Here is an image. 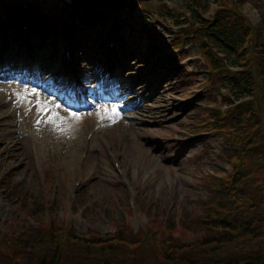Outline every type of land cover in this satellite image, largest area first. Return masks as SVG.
I'll return each instance as SVG.
<instances>
[{"label": "rangeland", "instance_id": "1", "mask_svg": "<svg viewBox=\"0 0 264 264\" xmlns=\"http://www.w3.org/2000/svg\"><path fill=\"white\" fill-rule=\"evenodd\" d=\"M25 3L45 14L50 24L41 33L62 53L51 23L66 31L77 22L72 1L0 0L2 21L23 22ZM105 4V22L97 24L93 12L77 14L91 22L89 36L79 39L83 52L70 53L86 56L66 68L48 54L49 43L22 48L18 39L32 36L28 30L13 33L9 20L0 29V48L7 44L0 60L14 57L28 69L0 71V148L12 139L14 151L35 149L0 157V263L7 249L23 248L31 262L56 256L58 264H101L91 254L102 245L118 249L115 264L264 261V0ZM213 19L242 39L234 53L204 41ZM85 40L97 43H89L91 56ZM149 45L160 51L149 55ZM55 68L70 69L69 78ZM242 72L252 79L253 97L229 104L224 77ZM112 78L119 86L109 96ZM122 166L130 169L126 182ZM217 238L228 242H210Z\"/></svg>", "mask_w": 264, "mask_h": 264}, {"label": "trees", "instance_id": "2", "mask_svg": "<svg viewBox=\"0 0 264 264\" xmlns=\"http://www.w3.org/2000/svg\"><path fill=\"white\" fill-rule=\"evenodd\" d=\"M72 1V6H73V11L71 12V16L75 17L72 18L70 17L72 20H77V21H84L86 18H84V16H80L77 17V14L79 12H82L85 16L88 14H90L91 12H93L96 17H98V21L101 20V18L104 16L103 15V10L104 7L106 6L105 4V0H71ZM102 2H104L102 5H100ZM122 8V3L119 6V9ZM21 11L23 12V17L24 20L23 22H20L18 20V23L15 22V20H13V18L11 19L10 16H8L7 18H5L3 21L2 19L4 17L0 18V29H2L4 26L7 25L6 20L8 21V28L7 29H12L13 33H15V30H18L19 32L23 31V27L26 28V30H28V32H31L34 34H37L36 36H28L29 41L30 42H36L38 43V47L41 46V42L42 40H44V36L41 32H44L45 29H48L49 24L46 21V17L45 14L41 15V11L37 12V8L35 6H31L29 3H25L23 4V7L21 9ZM64 12H66L64 10ZM70 13V12H67ZM193 20L197 17V15H195L193 12ZM7 16V15H6ZM68 17V16H67ZM75 20V21H76ZM46 21V22H45ZM45 22V27L43 28L42 25ZM38 23V24H37ZM52 23H54V21H52ZM51 23V24H52ZM77 23V22H76ZM32 24V25H31ZM40 25V27L38 26ZM75 25V23L73 22V25L70 24L68 26V29L73 27ZM35 27H38L35 31ZM55 25H53L54 27ZM15 27V28H14ZM23 28V29H22ZM32 28V29H31ZM202 29V28H201ZM199 29V31L201 30ZM206 29V33H202V37L204 39V41H206L207 43H210L211 46L215 47L218 51L221 50L222 52H224V54H230L231 52L234 53V51H236L242 43V39L237 35L238 33H236L234 30H232V27L226 24H223L222 21L220 19H213V21L210 24H207V26L205 27ZM33 30V31H32ZM45 33V32H44ZM35 41H31V39H35ZM105 41V39H103ZM103 41V42H104ZM153 41V40H152ZM150 43V42H149ZM156 45H158L157 43H155ZM151 45H149L148 47H150ZM158 47V46H157ZM157 47H154L153 49L150 47L148 50V54L155 56L157 54L158 51H160L159 49H157ZM148 49V48H147ZM261 57H264V50L261 51ZM154 58V57H153ZM231 61H234L233 59H231ZM235 65H237V63H235ZM264 72V71H263ZM225 80H223V83L225 85V87L227 89H229V91L232 93V98H227V102L229 104L235 103V101H240V99H243L244 97H253V82L252 79L250 77H248L246 74L242 73H231L228 74L224 77ZM244 103V102H243ZM243 105V104H242ZM248 113H251L250 109H247ZM217 226L222 227L227 229L229 227L228 223L225 224L224 221H219V223H217ZM224 238H217V239H213L210 242H219V243H227L228 241H223ZM107 247H105L104 245H102V247H100L97 251L93 252V254H91V256L95 255L96 257L99 256L102 260H101V264H115V259L116 256L118 255V249H110L111 246L106 245ZM56 252H58V249H56ZM60 253L58 252V255ZM58 258V257H57ZM56 257L54 259V256L50 259V260H58ZM69 261V260H67ZM55 262V261H53ZM221 264H225L226 262H220ZM236 264H264V261H262V258L259 257H252V256H246L245 258H243L242 260H236L235 261ZM69 264V263H67Z\"/></svg>", "mask_w": 264, "mask_h": 264}, {"label": "bare ground", "instance_id": "3", "mask_svg": "<svg viewBox=\"0 0 264 264\" xmlns=\"http://www.w3.org/2000/svg\"><path fill=\"white\" fill-rule=\"evenodd\" d=\"M103 11H106V10H103ZM101 22H105V16H103L101 18V20H99V21L97 20L96 23L99 24ZM90 23L91 22L87 21V19H85L84 21H80L79 20V21H77V23H75V25L73 27H71L69 29H68V27L67 28L65 27V30L66 31H64L63 29H61V27L58 28V25H57V23L55 21H54V23H52V25H55V26H54V28L50 29V32L51 33H56V31H57L58 32L57 33L58 34L57 40H60V39L63 38V42H64V43L61 42L62 43L61 46L63 47L62 53H59V47H58V45L57 46H53V48H49V52L53 55V58L55 59V64L59 63L60 60H62V62L60 64L62 65L63 68H66L70 64V61L74 60V58H77L80 55V54L77 55V53H73L74 54L73 55L70 52H71L72 49H75V50L78 51L79 48H82V47H80L81 43L79 42L80 41L79 39H82L81 38L82 37V34H83L84 37H87L88 36V28L90 27ZM84 26H85V29H82L81 30V27H84ZM100 38L102 39L103 37L100 36ZM70 40L74 42V45L71 44ZM85 42H87V43H85V49H86L87 52H90V56H91L92 53H94L93 52L94 47L93 46H90L89 43L90 44L91 43L97 44V43L96 42H93L92 40L91 41H86L85 40ZM33 46L38 47L39 45H38V43L35 42V44H33ZM26 47H27V45H26ZM79 51L80 52H83L84 50L83 49L82 50L80 49ZM124 52L125 51H122V53H124ZM85 56H86V54L85 53H82L79 58H83ZM71 57H72V59H71ZM87 59L88 58H84L85 63H88V60ZM68 60H69V62H68ZM111 68H113V65H112ZM58 69L55 68V70H57V71H53V73L59 74L60 73L59 70H61V73H63L65 71V69H59V70ZM158 75H160V73ZM160 77H161V75H160ZM32 83H34V81H30V85ZM19 87H20V85H19ZM128 88H129V91L134 92V90L137 89L138 87H134L133 88L131 86H128ZM0 101L5 104L6 99H4L2 97V95H0ZM143 106H144L143 104H139L138 103V105H136L135 107L138 110H140V109L143 108ZM8 110H9L8 111L9 115H14V109H11V110L8 109ZM16 111H17V109H16ZM125 116H128L127 113H125ZM30 142L31 141H29V143ZM2 144H3V147L0 148V157H3V158H7V157L11 158L13 156H16V157L23 156V155H25L26 152H28V154L30 152V154L33 155L34 154V150H35V149H33V146H30V147H28V149L26 150V152L24 151V148H22V147H18L16 149V151H14L15 148H13V147H15V145H17V142L13 141L12 139H7L6 142L5 143H2ZM67 172H69L71 175H73V172L71 171V169H68ZM120 173H121V179H122V181L126 182L127 181L126 180L127 179L126 177L130 174V169H126L124 166H122V168H120ZM128 189L131 192V194H135V189H134V187L132 186V184L129 181H128Z\"/></svg>", "mask_w": 264, "mask_h": 264}, {"label": "flooded vegetation", "instance_id": "4", "mask_svg": "<svg viewBox=\"0 0 264 264\" xmlns=\"http://www.w3.org/2000/svg\"><path fill=\"white\" fill-rule=\"evenodd\" d=\"M13 244H15V243H13ZM16 250H18V252H16V253L11 252V254H9L10 251H8V249H7L6 250L7 254L2 255V260H1L0 264H58L59 263V261H57V260H54L55 262H53L50 259L47 260V258H49V257H46V259L44 261L42 260L44 257H42L41 258L42 261L39 259V261L36 260V261L31 262L32 260H30V259L27 260L28 259L27 255H24L23 248L22 249H16ZM16 254H18V255L16 256ZM48 256H50V255H48ZM55 257L56 256H54V259H55ZM87 260H88V258H87ZM77 261H80V260H77ZM76 262L66 261V264L67 263L74 264Z\"/></svg>", "mask_w": 264, "mask_h": 264}, {"label": "snow or ice", "instance_id": "5", "mask_svg": "<svg viewBox=\"0 0 264 264\" xmlns=\"http://www.w3.org/2000/svg\"><path fill=\"white\" fill-rule=\"evenodd\" d=\"M19 100H20L21 102H25V97H24L23 95H21V96L19 97ZM40 111H44V109H40ZM113 112L115 113V110H113ZM53 115H54V114H53ZM48 119H49V120H52V116H49ZM109 119H111V117H109ZM38 123H39V121H38Z\"/></svg>", "mask_w": 264, "mask_h": 264}]
</instances>
